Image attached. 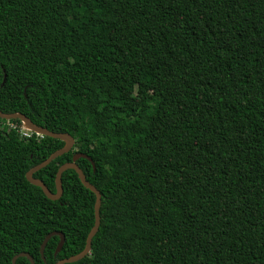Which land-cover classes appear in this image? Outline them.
I'll return each mask as SVG.
<instances>
[{
    "label": "trees",
    "instance_id": "obj_1",
    "mask_svg": "<svg viewBox=\"0 0 264 264\" xmlns=\"http://www.w3.org/2000/svg\"><path fill=\"white\" fill-rule=\"evenodd\" d=\"M0 111L73 137L52 193L95 165L72 264H264V0H0ZM23 128L0 118V264H57L96 195L29 183L65 143Z\"/></svg>",
    "mask_w": 264,
    "mask_h": 264
},
{
    "label": "water",
    "instance_id": "obj_2",
    "mask_svg": "<svg viewBox=\"0 0 264 264\" xmlns=\"http://www.w3.org/2000/svg\"><path fill=\"white\" fill-rule=\"evenodd\" d=\"M4 84H5V80H4ZM0 118L3 120H6V121L20 120L23 123V125L30 130L31 133H35L38 136H47V137H50L53 139L63 141L65 143V146L63 149L56 151L45 162L34 167L33 169H31L26 174V178H27L28 182L31 183L33 186L39 187L43 191L44 195L49 200L59 201L62 198L63 192H64L63 184H62V176L68 170H74L78 174L82 185L86 189L90 190L91 192H93L96 195L95 225L92 228L90 234L88 235L85 249L80 254L73 256L71 258H68V259L61 260L57 264H72V263H76V262L83 260L87 255H89V253L91 251V247H92V241L100 229V225H101L100 209H101V203H102V196H101L100 192L87 181L85 174L78 167V165L76 163L80 158L88 159L93 164L94 171H95L96 168H95L94 163L92 162L91 158L87 157L86 155H83V154L76 155L73 158V161L71 163H67V164L63 165L62 167H60V169L57 173V176H56V193H52L41 180L34 178V175L37 172H39L40 170L45 169L47 166H49L57 158L63 156L66 153H69L74 146L73 137L69 134L50 132L46 128L39 127V126L33 124V122L29 118H27L25 115L20 114V113L4 114L0 111ZM54 236L60 237V243H59L58 248L56 250V254H58L62 251V248H63L64 243H65V236L62 233H57V232L51 233L45 238V240L42 244V247H41V255L43 258H44L45 248H46L48 242L50 241V239ZM19 257H28L29 260L31 261V263L34 264L33 259L27 254H21ZM17 258L18 257H16L13 260V264H16Z\"/></svg>",
    "mask_w": 264,
    "mask_h": 264
},
{
    "label": "rangeland",
    "instance_id": "obj_3",
    "mask_svg": "<svg viewBox=\"0 0 264 264\" xmlns=\"http://www.w3.org/2000/svg\"><path fill=\"white\" fill-rule=\"evenodd\" d=\"M23 131H24L25 134L31 133L30 130L27 127H25V126L23 128Z\"/></svg>",
    "mask_w": 264,
    "mask_h": 264
}]
</instances>
